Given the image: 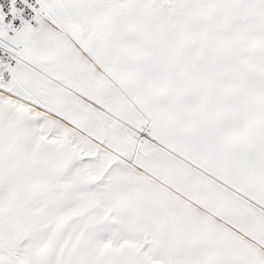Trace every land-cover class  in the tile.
Instances as JSON below:
<instances>
[{"label": "snow or ice", "instance_id": "snow-or-ice-1", "mask_svg": "<svg viewBox=\"0 0 264 264\" xmlns=\"http://www.w3.org/2000/svg\"><path fill=\"white\" fill-rule=\"evenodd\" d=\"M0 264H264V0H0Z\"/></svg>", "mask_w": 264, "mask_h": 264}]
</instances>
